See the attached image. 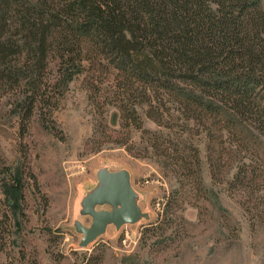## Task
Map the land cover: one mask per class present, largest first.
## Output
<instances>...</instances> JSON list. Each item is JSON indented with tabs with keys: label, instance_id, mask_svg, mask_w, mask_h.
Instances as JSON below:
<instances>
[{
	"label": "trees",
	"instance_id": "1",
	"mask_svg": "<svg viewBox=\"0 0 264 264\" xmlns=\"http://www.w3.org/2000/svg\"><path fill=\"white\" fill-rule=\"evenodd\" d=\"M263 35L264 0H0V100L8 95L30 118L51 112L83 73L95 98L104 90L92 83L111 80L120 128L142 131V106L167 130L165 120L182 121L181 147L168 140L159 155L181 188H200L198 153L185 139L191 124L205 135L213 175L224 143L262 160ZM1 166L5 200L19 212L21 177Z\"/></svg>",
	"mask_w": 264,
	"mask_h": 264
},
{
	"label": "rangeland",
	"instance_id": "2",
	"mask_svg": "<svg viewBox=\"0 0 264 264\" xmlns=\"http://www.w3.org/2000/svg\"><path fill=\"white\" fill-rule=\"evenodd\" d=\"M85 77L67 85L51 112L30 118L14 110L8 95L0 100V264H264V145L258 161L222 144L213 175L205 135L191 124L185 139L198 153L201 186L191 181L183 189L159 155L168 140L171 149L181 147L182 121L165 120L174 127L167 130L142 106L136 107L142 131L122 129L119 104L107 99L111 80L95 79L104 90L95 98ZM2 162L21 177L16 213L3 194L9 179ZM243 165L247 176L239 185L233 179ZM101 169L129 173L148 220L109 226L81 249L74 223L90 226L80 203Z\"/></svg>",
	"mask_w": 264,
	"mask_h": 264
},
{
	"label": "water",
	"instance_id": "3",
	"mask_svg": "<svg viewBox=\"0 0 264 264\" xmlns=\"http://www.w3.org/2000/svg\"><path fill=\"white\" fill-rule=\"evenodd\" d=\"M80 215L89 217V227L74 223V230L82 236L79 248L84 249L103 235L109 226L119 230L122 226L137 224L148 220L136 201L131 186L130 175L126 170L109 172L101 169L97 172V185L82 199ZM109 207L110 210H97Z\"/></svg>",
	"mask_w": 264,
	"mask_h": 264
},
{
	"label": "flooded vegetation",
	"instance_id": "4",
	"mask_svg": "<svg viewBox=\"0 0 264 264\" xmlns=\"http://www.w3.org/2000/svg\"><path fill=\"white\" fill-rule=\"evenodd\" d=\"M110 210V209H109Z\"/></svg>",
	"mask_w": 264,
	"mask_h": 264
}]
</instances>
